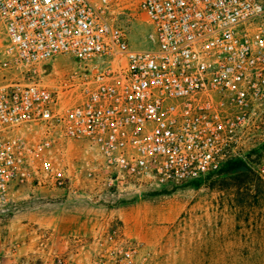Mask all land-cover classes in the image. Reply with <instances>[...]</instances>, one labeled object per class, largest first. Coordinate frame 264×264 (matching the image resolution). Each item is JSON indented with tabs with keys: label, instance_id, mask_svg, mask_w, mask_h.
Here are the masks:
<instances>
[{
	"label": "built area",
	"instance_id": "1",
	"mask_svg": "<svg viewBox=\"0 0 264 264\" xmlns=\"http://www.w3.org/2000/svg\"><path fill=\"white\" fill-rule=\"evenodd\" d=\"M122 1L0 0V206L27 169L63 185L69 140L97 152L90 173L107 186L172 189L204 184L264 134V0H141L150 50L115 22ZM58 55L117 68L52 89L5 73ZM77 88L80 102L62 107ZM255 171L264 182V155Z\"/></svg>",
	"mask_w": 264,
	"mask_h": 264
},
{
	"label": "rangeland",
	"instance_id": "2",
	"mask_svg": "<svg viewBox=\"0 0 264 264\" xmlns=\"http://www.w3.org/2000/svg\"><path fill=\"white\" fill-rule=\"evenodd\" d=\"M140 2L123 0L113 18L128 30L131 48L150 50L155 33ZM68 56L5 73L52 89L76 73L93 79L117 68L99 61L86 70ZM62 95V107L81 100L78 88ZM23 133L32 143L41 136L35 126ZM253 145L230 161L245 163L237 172L200 185L153 189L105 185L90 173L98 166L97 152L84 142L66 141V180L61 186L50 180L57 195L42 198L38 188L49 179L27 169L13 182L9 202L0 206V264H129L124 253L133 246L139 264H264V182L255 171L264 155V134ZM43 213L72 217L54 223L75 225L76 233L53 234V227L37 223Z\"/></svg>",
	"mask_w": 264,
	"mask_h": 264
},
{
	"label": "crops",
	"instance_id": "3",
	"mask_svg": "<svg viewBox=\"0 0 264 264\" xmlns=\"http://www.w3.org/2000/svg\"><path fill=\"white\" fill-rule=\"evenodd\" d=\"M71 142V141H70ZM80 142V141H77ZM84 145L87 147L88 145L86 143H84ZM89 147V146H88ZM91 149V148H90ZM60 158L59 156H55L53 155V159H57ZM64 164L67 166V168L70 166L68 162H64ZM47 183H50L48 185H41L42 187H39L38 189V193L39 195H41L42 198H47V197H52L58 194V191L55 189V186H53L51 183V181H48ZM40 186V185H39ZM68 200L71 199V194L69 193L67 196ZM69 220V221H73L72 217H68V218H63V217H59L57 216L55 213H43L42 215L37 216V223H41L42 227L44 228H48V227H53V234H58V235H62V236H66L76 233V228L75 225L72 226H66V225H60L59 223H54L55 221H61V220ZM50 222V223H49ZM72 226V227H71Z\"/></svg>",
	"mask_w": 264,
	"mask_h": 264
},
{
	"label": "trees",
	"instance_id": "4",
	"mask_svg": "<svg viewBox=\"0 0 264 264\" xmlns=\"http://www.w3.org/2000/svg\"><path fill=\"white\" fill-rule=\"evenodd\" d=\"M243 167H245V163L241 160L229 162L220 173H225V174L234 173L239 171ZM200 184L201 183H196L195 185H200Z\"/></svg>",
	"mask_w": 264,
	"mask_h": 264
}]
</instances>
